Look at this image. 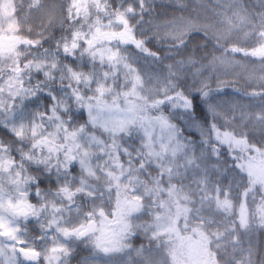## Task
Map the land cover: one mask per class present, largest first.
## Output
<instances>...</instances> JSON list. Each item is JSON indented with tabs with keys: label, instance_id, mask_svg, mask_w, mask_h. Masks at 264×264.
<instances>
[{
	"label": "snow or ice",
	"instance_id": "snow-or-ice-1",
	"mask_svg": "<svg viewBox=\"0 0 264 264\" xmlns=\"http://www.w3.org/2000/svg\"><path fill=\"white\" fill-rule=\"evenodd\" d=\"M0 264H264V0H0Z\"/></svg>",
	"mask_w": 264,
	"mask_h": 264
}]
</instances>
